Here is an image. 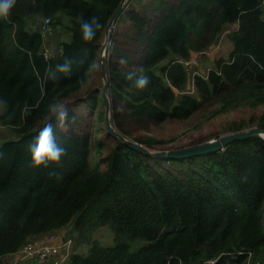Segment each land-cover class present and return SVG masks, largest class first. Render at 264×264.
<instances>
[{
  "label": "trees",
  "instance_id": "obj_1",
  "mask_svg": "<svg viewBox=\"0 0 264 264\" xmlns=\"http://www.w3.org/2000/svg\"><path fill=\"white\" fill-rule=\"evenodd\" d=\"M121 1L16 0L0 18V124L21 133L0 143V263L29 240L70 226L75 243L68 264H201L218 256L216 264H247V251L253 264H264L263 137L164 159L107 133L100 49ZM60 14L70 17L71 39L46 58L40 28L46 17L61 26ZM93 18L100 28L85 42L81 23ZM115 24L107 74L112 122L122 134L159 150L181 135L175 130L208 127L194 146L264 129V0H127ZM224 34L232 51L207 75H196L194 92L185 93L191 75L183 61ZM65 56L73 60L70 74L47 78L46 70ZM129 71L147 76V86L126 80ZM52 102L67 104L75 121L55 128L65 155L36 168L28 148L48 122ZM217 122L222 125L214 129ZM105 226L114 234L109 245L93 237ZM138 240L143 244L134 249ZM81 244L86 253L77 251Z\"/></svg>",
  "mask_w": 264,
  "mask_h": 264
},
{
  "label": "clouds",
  "instance_id": "obj_2",
  "mask_svg": "<svg viewBox=\"0 0 264 264\" xmlns=\"http://www.w3.org/2000/svg\"><path fill=\"white\" fill-rule=\"evenodd\" d=\"M16 0H0V18L6 19L12 8L15 6ZM100 28L98 21L93 18L89 21L81 23L82 38L85 42L91 41L96 35L97 29ZM120 63L126 64L124 59ZM73 65L71 57L65 56L62 63H58L54 68L49 67L46 70V76L49 79L56 80L59 74H70ZM87 75V73L85 74ZM128 81H134V85L138 89H143L149 83L148 77L138 75L136 71H129L125 77ZM79 83L84 86L86 80L81 77ZM2 103V102H0ZM49 112L48 122L38 131V134L29 144V153L31 156V165L33 167H47L50 163H58L65 155L66 149L57 143L55 136V128H65L69 122H74L75 117L69 116L68 106L62 102H52L47 106ZM23 111H29V105L25 103ZM55 122V123H54Z\"/></svg>",
  "mask_w": 264,
  "mask_h": 264
},
{
  "label": "rangeland",
  "instance_id": "obj_3",
  "mask_svg": "<svg viewBox=\"0 0 264 264\" xmlns=\"http://www.w3.org/2000/svg\"><path fill=\"white\" fill-rule=\"evenodd\" d=\"M63 24L60 26H56L54 24H52V34H48L47 38L45 39V45L48 47V49L50 51H53L54 53L59 51L60 44L64 41H69L71 39L70 34L68 33V31L65 28V25L70 24V17L68 15L65 14H60ZM37 25V24H36ZM237 25H232L231 29L236 28ZM39 28V26H38ZM41 30V28H40ZM50 35V36H49ZM214 45H218L214 48V50L212 51L213 54L212 55H200L199 57V62L198 65L196 66V70L206 74L213 66H214V62L220 58H227L229 53L232 51L233 49V44L228 40V37L224 34L220 40L218 41V43H214L212 45H210L209 47H212ZM208 47V48H209ZM207 75V74H206ZM102 78V75H101ZM103 87V78H102V82L101 85L98 86V88L102 89ZM0 111H1V107H0ZM220 123L222 125V122H217L216 126L214 129H218L220 127ZM171 127L170 129L172 130ZM168 129V131L170 130ZM209 128H205L203 131H191L189 133H181V131L179 130H175L176 131V135L181 134L179 137L175 138V142H172L170 144V148H168L169 150H175L177 148L181 149V148H185V147H190L189 144L193 143V141H195L199 136H203V134L205 133V131H207ZM212 129V130H214ZM170 130V132H171ZM175 135V136H176ZM222 135V134H220ZM21 137V133H19L18 131L15 130H11L10 128H7L5 126H1L0 125V143L7 141V140H18ZM215 139V138H212ZM211 140V139H209ZM195 146V145H194ZM157 150V149H156ZM159 150H163V149H159ZM95 147L92 146V152L90 154V162L95 166L98 165V156ZM71 227L69 226L68 228H65L62 232V234L66 235L67 237H70L71 235ZM74 236L76 235V233H73ZM113 231L109 226H105L102 227L101 229H98L96 232H94L93 237L95 239H98L99 241H101L103 244L105 245H109L113 243ZM71 238L74 240L73 244L75 243V239L73 236H71ZM143 244L142 240H138L133 244V248L136 249L138 248V246H141ZM73 251V250H72ZM78 252L81 253H86L87 252V246L86 245H80L79 248L77 249ZM46 264H50L48 262H44ZM68 264V263H66Z\"/></svg>",
  "mask_w": 264,
  "mask_h": 264
},
{
  "label": "water",
  "instance_id": "obj_4",
  "mask_svg": "<svg viewBox=\"0 0 264 264\" xmlns=\"http://www.w3.org/2000/svg\"><path fill=\"white\" fill-rule=\"evenodd\" d=\"M126 2L127 0H122L119 6L117 7V9L115 10V12L113 13V15L110 17L105 30V39L100 49V67H101V75L103 78L102 100L105 108L104 122L107 133H109L111 136L115 138L120 139L127 146L137 151L143 152L152 157H158L164 159H171V158L178 159L187 156L203 155L210 152H215L220 149H223L233 141L248 139L253 135H259L264 138V129L254 126L242 131L224 133L220 135L218 138L208 140L202 144L195 146H190L175 150H169V149L156 150V149H151L145 146L144 144H141L122 134L114 126L112 122V102L109 94L106 51L109 43L111 27L118 19Z\"/></svg>",
  "mask_w": 264,
  "mask_h": 264
},
{
  "label": "built area",
  "instance_id": "obj_5",
  "mask_svg": "<svg viewBox=\"0 0 264 264\" xmlns=\"http://www.w3.org/2000/svg\"><path fill=\"white\" fill-rule=\"evenodd\" d=\"M115 23L111 27V31L115 29ZM110 31V33H111ZM52 32V24L51 19L46 17L44 22L41 25V33L44 39L47 38L48 34ZM218 45H214L212 47L207 48L202 52L195 53L193 57L190 59L183 61L185 67L189 70L191 75V82L189 83L185 93L192 94L194 92V77L196 75L205 76L206 74L196 70V66L199 62L200 55H212L214 48ZM54 54L53 51H50L48 48L44 50V56L48 58ZM1 125V124H0ZM2 126V125H1ZM64 229L56 231L51 234L43 235L36 239H31L26 242L20 249L15 252L9 253L1 259L3 260V264H15L20 260L25 259H37L40 262H48L50 264H66L72 254L73 250V239L71 237H67L62 234ZM244 251H240L243 253ZM248 255L247 264H253L252 261V252L247 251ZM220 257H214L205 260L201 264H216L218 263ZM255 264H262L257 262Z\"/></svg>",
  "mask_w": 264,
  "mask_h": 264
},
{
  "label": "crops",
  "instance_id": "obj_6",
  "mask_svg": "<svg viewBox=\"0 0 264 264\" xmlns=\"http://www.w3.org/2000/svg\"><path fill=\"white\" fill-rule=\"evenodd\" d=\"M52 34V33H51ZM50 36V35H49ZM61 47V46H60ZM45 48H48L46 45H45ZM61 48H59L60 50ZM47 235V234H46ZM0 264H3V260L1 259V263Z\"/></svg>",
  "mask_w": 264,
  "mask_h": 264
}]
</instances>
